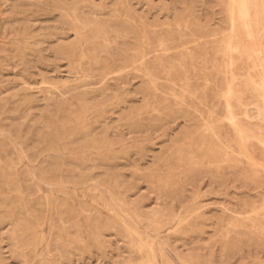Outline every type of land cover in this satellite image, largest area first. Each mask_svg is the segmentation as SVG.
Wrapping results in <instances>:
<instances>
[{"label": "rangeland", "instance_id": "1", "mask_svg": "<svg viewBox=\"0 0 264 264\" xmlns=\"http://www.w3.org/2000/svg\"><path fill=\"white\" fill-rule=\"evenodd\" d=\"M240 1L0 0V264H264Z\"/></svg>", "mask_w": 264, "mask_h": 264}, {"label": "bare ground", "instance_id": "2", "mask_svg": "<svg viewBox=\"0 0 264 264\" xmlns=\"http://www.w3.org/2000/svg\"><path fill=\"white\" fill-rule=\"evenodd\" d=\"M232 1V0H231ZM252 1V0H251ZM255 1V0H254ZM232 3V2H231ZM239 4H240V9H241V11H242V13H243V18L247 21V23H248V20H247V17H248V15H249V9H250V5L248 4V2L246 1V0H241L240 2H239ZM252 4V3H251ZM253 10V9H252ZM251 10V11H252ZM254 25V24H253ZM252 28V27H251Z\"/></svg>", "mask_w": 264, "mask_h": 264}]
</instances>
